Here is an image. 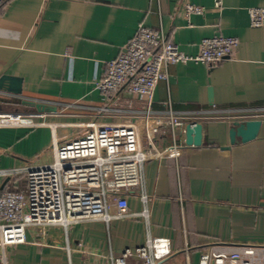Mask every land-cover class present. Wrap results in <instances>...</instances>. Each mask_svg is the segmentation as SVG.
Masks as SVG:
<instances>
[{
  "label": "crops",
  "instance_id": "0c3cea01",
  "mask_svg": "<svg viewBox=\"0 0 264 264\" xmlns=\"http://www.w3.org/2000/svg\"><path fill=\"white\" fill-rule=\"evenodd\" d=\"M216 1L9 0L0 7V79H13L0 88V113H35L42 116L34 121L44 123L0 126V170L17 173L50 160L53 134L63 142L85 133L86 125L140 113L143 102L126 91L104 97L95 89L139 25L161 30L188 56L216 34L239 41L212 69L192 61L169 65L167 81L157 84L152 110L170 108L197 121L202 142L187 146L182 131L156 137L164 154L142 170L148 223L91 220L67 232H30L26 243L6 248L8 264H107L143 245L147 234L158 239L162 264H198L215 246H264V25L250 27L247 12L264 8V0H219L220 8ZM185 2L205 14L185 17ZM28 102L56 111L38 113ZM243 112L260 113L261 128L254 140L231 145L229 130ZM24 190L22 175L0 177V193ZM128 203L131 212L142 209L136 196Z\"/></svg>",
  "mask_w": 264,
  "mask_h": 264
},
{
  "label": "built area",
  "instance_id": "2783aa9c",
  "mask_svg": "<svg viewBox=\"0 0 264 264\" xmlns=\"http://www.w3.org/2000/svg\"><path fill=\"white\" fill-rule=\"evenodd\" d=\"M9 0H0V7ZM215 8L221 2H215ZM206 10L189 2L183 4L185 17L204 15ZM252 28L264 25V8L248 9ZM239 44L234 37L216 34L199 43L195 56L183 53L169 42L161 30L139 25L133 38L118 57L106 63L104 76L95 89L104 97L122 90L143 102L139 114L120 123H92L73 139L59 142L53 134L50 160L36 162L19 173L0 170V177L22 175L24 191L0 193V264H8L6 248L24 244L27 234L59 227L67 232L74 225L91 220L109 224L113 220L141 218L149 220L150 197L142 176L149 159L161 157L164 150L155 147L163 130L175 136L197 121L175 115L170 108L163 113L152 110L157 84L167 81L169 65L192 61L212 69L230 58ZM35 113H0V126L42 125ZM260 113L243 112L238 122L257 120ZM53 127V133L55 131ZM175 148V146H174ZM128 196L139 198L142 209L129 210ZM158 239L147 234L143 245L126 249L107 264H162L156 255ZM198 264H264V246L242 245L235 248L212 247L201 254Z\"/></svg>",
  "mask_w": 264,
  "mask_h": 264
},
{
  "label": "water",
  "instance_id": "95a60500",
  "mask_svg": "<svg viewBox=\"0 0 264 264\" xmlns=\"http://www.w3.org/2000/svg\"><path fill=\"white\" fill-rule=\"evenodd\" d=\"M6 80L13 81V79L2 77L0 79V88ZM9 91L20 94L19 88H9ZM27 104L34 106L38 113L41 112H54L56 111L55 107H47L44 104L40 103H30ZM262 122L260 120H249L243 122H234L232 127L229 130V141L230 144H236L239 142L246 143L254 140L261 128ZM185 144L187 146L198 147L202 142V125L200 123H196L194 125L188 124L185 126Z\"/></svg>",
  "mask_w": 264,
  "mask_h": 264
}]
</instances>
